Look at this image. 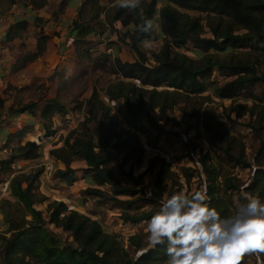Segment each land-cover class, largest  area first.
Segmentation results:
<instances>
[{"label":"trees","instance_id":"16d2710c","mask_svg":"<svg viewBox=\"0 0 264 264\" xmlns=\"http://www.w3.org/2000/svg\"><path fill=\"white\" fill-rule=\"evenodd\" d=\"M79 1L83 3L68 26L67 35L79 62L92 59L88 38L107 29L117 34L120 43L135 58L124 61L119 55L104 56L109 63L106 70L115 80L107 84L102 95L94 88L80 106L84 117L79 127L61 138L62 146L50 152L66 167L57 170L56 177L73 186L78 178L72 164L83 162L84 178L89 184L81 192L83 197L94 198L99 204L113 203L120 210V219L134 225L165 217L167 211L177 206L182 211L177 221L179 228L160 235L152 246L149 233L131 235L125 246L117 234L105 230L101 221L63 201L53 200L45 212L39 210L37 206L48 202L39 192L44 168L18 174L14 167L20 161L40 157L41 145L36 141L24 144L26 130L22 129L9 135L5 146L0 148V153L8 156L0 161V186L6 183L5 176H12L8 183L11 200H3L0 206L5 225L0 237V264H125L128 260L132 264H199L203 256L207 258L206 264L232 263L233 252L228 245L245 238L253 228L257 234L258 228L264 226V94H247L250 88L255 90L257 85H264V62L258 54L264 52V0H164L161 8L159 0H111L109 8L102 0ZM76 2L64 0L60 12ZM10 4L13 6L16 1L10 0ZM49 4V0H30L24 16L9 26L3 42L21 37L30 22L40 27L43 19L35 13ZM191 12L203 18L192 17ZM102 14L104 20L92 25ZM121 28L126 29L123 36ZM207 30L210 37L206 36ZM160 37L163 45L150 57L143 43ZM48 40V36H40L36 49L25 53L18 70L41 58ZM190 42L204 54L194 59L179 51ZM118 50L120 53L119 47ZM216 73L223 83L213 79ZM215 99L221 100L222 112L215 107L218 104ZM225 101L230 104L225 106ZM121 102L125 105L126 129L112 106ZM176 110L195 122L193 129L198 140L203 134L208 136L213 150L204 153L198 141L190 144L184 135L186 154L194 167H183L180 175L166 158L157 156L149 160L145 171L134 175V167L143 164L146 152L141 138L160 124L179 127ZM63 113H67L65 107L54 101L40 112L37 103L12 106L8 117L38 118L45 136L50 137L55 134L51 131L53 117ZM244 118L248 121L243 125L259 141L252 159L247 155L244 138L232 134L227 125ZM233 167L249 169L250 182L239 185ZM148 174L154 176L149 194L143 188ZM194 174L202 189L191 193L184 205L180 194ZM235 196L240 206L235 204ZM126 197L129 200L122 199ZM185 207L189 214L183 221ZM204 207L213 213L217 237L222 241L206 254V236L185 231V226ZM51 226L66 233L67 239L63 241ZM238 248L240 263L244 258ZM254 256L257 264H264V236Z\"/></svg>","mask_w":264,"mask_h":264},{"label":"rangeland","instance_id":"374dc122","mask_svg":"<svg viewBox=\"0 0 264 264\" xmlns=\"http://www.w3.org/2000/svg\"><path fill=\"white\" fill-rule=\"evenodd\" d=\"M15 1L16 4L12 6L10 0H0V13L3 12L0 14V148L5 146L9 135H14L16 132L20 131V129L26 130L23 143L36 138L39 141L38 144L41 145L39 159L30 162L20 161L21 163L15 168L18 174H29L37 168H40V165L52 167V164L47 165L49 163V153L53 149L59 147L56 145H59L61 138L68 136L71 131L77 129L81 124L84 113L80 106L83 101L91 96L94 88H97L102 95L107 84L115 80V76L109 75L106 70V68L109 67V63L106 62L104 56L106 54L119 55L124 61H133L135 57L128 52L122 43H120L117 34H112L110 29H107L104 30L101 35H94L88 38L90 42L88 48L93 50V56L91 60H83L80 63L74 54L75 48L72 44V39H67L68 26L71 24L72 20L78 16V12L75 9L76 7L72 6V8L65 7L64 11L61 13L60 7L63 1L60 2V0H49L50 4L48 7L35 13L43 19V22L39 25L40 27H35L34 23H30L27 30L21 34V38H17L9 43H4L3 38L9 26L17 22L18 17L24 16V12L27 10V6L30 2V0ZM159 1L158 8H161L165 3L164 0ZM102 3L108 8L112 6L111 0H102ZM190 14L192 17L201 16L196 12H191ZM201 17L203 18V16ZM104 18L102 14L99 19L93 21L91 24L94 25L100 20L103 21ZM155 26L159 31L157 17L155 19ZM125 32L126 29H120L122 36ZM42 35L49 37L45 54L37 61L27 64L24 69L18 70L22 64L21 59L25 53L29 51V49H36L38 38ZM206 36H211L208 30ZM162 45L163 42L160 37L156 41L143 43V49L151 57L150 54L158 52ZM117 46L121 50L120 53ZM179 51L194 59L199 58L200 53L204 54L201 50L196 48L193 42H190L186 49H180ZM258 54L261 56L260 60L264 62V52L259 51ZM213 79L219 80L222 83L224 82L218 73L213 76ZM251 92H254V94L258 96L264 94V85H257L255 90L250 88L247 94ZM244 100L245 98H243L241 102H244ZM54 101L63 105L67 113L56 114L53 117L51 129L52 132H55L53 136H45L46 131L38 118L26 115H22L16 119H10L8 117V110L12 106L18 108V106L23 104L37 103L38 112H40L48 102ZM215 101L218 102L215 107L222 112V109L219 107L222 104L221 100L215 99ZM223 103L225 106L230 104L229 101ZM248 104H252L251 100H248ZM112 106L114 107L115 115L121 121L122 127L126 129L127 125L123 119L125 115L124 103H113ZM174 115L179 120V127H175L172 124H160L158 128H153L147 136H143L141 141L146 146L144 158L147 161L151 157L157 156V152H166V155L167 152H182L183 154H172V158L175 156L177 160L175 159V161L172 159L171 161L173 170L181 175L182 168L186 167V164H182L180 161L182 156L185 155V152H187V145H185L187 142L184 143V135L190 144L198 141L202 147L204 146V148H207V151H210V149L213 150V148L211 147L208 136L203 133L198 140L196 132L193 129L194 121H189L178 110L175 111ZM247 121L248 119L244 118L236 122H228L227 125L232 134L244 138L247 146V155L252 159L259 148V141L254 133L243 125L247 123ZM16 142L17 140L13 142V145H15ZM1 156H3L2 153H0V158H2ZM164 157L166 158L165 155ZM170 157L171 156H169V158ZM167 160L169 159L167 158ZM75 166L77 168L80 166L83 167L84 163ZM113 166L115 168V165ZM126 168L127 170L130 169L129 166ZM141 170L142 167H137L136 170L134 168L137 174H140ZM79 171L83 173L82 170ZM233 172L239 180V185L250 182V171H244L242 173L238 172L235 167H233ZM52 174L54 175L55 173ZM11 177V175L5 176L4 180L6 183L0 186V206L3 200H11L9 192L6 191ZM49 178L50 177H48V182L50 183L52 180ZM153 182L154 176L148 174L143 186L147 194L150 193ZM197 188L202 189L200 181L197 179L196 174H194L191 183L189 185H183L180 194L181 202L184 205L186 203V198ZM39 192L48 198L46 204L37 206L39 210L45 212L47 204L54 199L46 191L39 189ZM73 197L76 201L72 200L70 205L72 208L74 205H80V212L82 214L101 221L105 230L109 233L117 234L120 239L123 240L125 246H127V240L131 235L146 233H149V238L153 240L150 242V246H152L151 244L155 243L160 235H163L169 230H174L176 226H178L177 221L182 212L175 206L174 209L167 211L165 217H159L150 222L134 225L124 223L120 219V210L113 206L109 208L105 204L97 203L94 198H87L82 195ZM122 199L129 200L127 197ZM234 202L237 206H240L237 196L234 197ZM146 208L148 209V207ZM184 212L186 215L183 217V221L186 220L187 214H189L188 208H185ZM0 219H2V216H0ZM3 222L4 220L0 221V237L5 230ZM50 228L63 241L67 239V234L62 230L56 229L54 226ZM263 233L264 227H261L257 236H251L250 240L256 237L255 239L259 242L263 237ZM256 247L257 244L248 242L246 245L238 248L240 252H242L244 258L243 262L241 260L242 264H257L254 256ZM198 263L206 264L207 259L205 256L201 257Z\"/></svg>","mask_w":264,"mask_h":264},{"label":"crops","instance_id":"0c3cea01","mask_svg":"<svg viewBox=\"0 0 264 264\" xmlns=\"http://www.w3.org/2000/svg\"><path fill=\"white\" fill-rule=\"evenodd\" d=\"M62 1H64V0H60V2H62ZM65 1L70 2L72 0H65ZM82 3L83 2L82 1H79V0H78V2L75 3L74 6L76 7L75 8L76 11L82 5ZM70 8H72V6H70ZM5 12H7V11H5ZM30 23H33V22H30ZM19 38H21V37H19ZM72 44H73V42H72ZM29 51H34V50L33 49H29ZM20 130H22V129H20ZM28 141H36L37 143H39V141L37 139L36 140L31 139V140H28ZM28 141L24 142V144L27 143ZM57 146L61 147L62 146V142H60L59 145H57ZM204 149H205L204 150V153H206L207 152V150H206L207 148H204ZM151 153H153V152H151ZM178 153H182V152H167V155H166V152H157L156 155L157 156L161 155V157H164V155H165L166 156V159L168 158L169 159L168 161L171 163L172 159H174V160L176 159L175 156H173V158H172V154L173 155H178ZM186 153L187 152H185V155L182 156V158L180 159V161L182 162V164H186V167H194V163L189 159V157L187 156ZM197 153H199V152H197ZM2 154H3V156H1L2 158H0V161L7 160L8 159V156L5 155V153H2ZM157 156H153V158L154 157H157ZM169 156H171V157L169 158ZM150 159H152V157ZM149 160L147 161V160H145V158L143 159V164L140 166V167H142V170H141L140 174L147 169ZM21 162H26V161H21ZM21 162H18L17 164H15L14 167L16 168L17 165H19V163H21ZM49 164L50 165L52 164V167L45 166V165H40L39 166L40 168H44L43 174L40 176V180H39L40 181V190H43V191H46L47 193H49V195L54 200L63 201L65 203H67L68 205H71L72 200L75 199L73 196H77V195L81 196L82 190H85L86 188L89 187V184H88L87 180L84 178V171L83 170L86 168L85 163H84V166L83 167L80 166L79 168H77L75 165H77V164L78 165L83 164V162H75V163L72 164V168L76 170V176L78 178V181L73 186H68L65 182L61 181L60 179H58L56 177L57 170H64V169H66V167H65V165L63 163L57 161L54 157H52L50 155V153H49V163L47 165H49ZM130 165L131 164H129L127 166L130 167ZM140 167H138V168H140ZM134 168L136 170L137 167H134ZM235 169L238 172H242V173L244 171H248V172L250 171L249 169H244V168H240V167H235ZM79 170H82L83 173L81 171H79ZM52 173H55V174L53 175ZM134 173H135V171H134ZM134 175H139V174L135 173ZM48 177H50L49 179L52 180V181H50V183L48 182ZM145 181H146V178H145ZM102 189H109V187H102ZM6 191H8V186L6 187ZM74 201H76V200H74ZM184 203H185V201H184ZM105 205L110 208V207L113 206V203H105ZM109 205H111V206H109ZM74 206H73V208L71 206L70 207L72 209L81 211L80 205L77 204V205H74ZM185 208H187V207H185ZM0 216H2V215L0 214ZM1 220H3V216H2V219H0V221ZM262 227H264V226H262ZM259 230H260V228H258L257 234H258ZM257 234H256V229L253 228V229H251L249 231V235L247 234L248 236H246V238L251 237V236H255V235L257 236ZM263 236H264V233H263ZM235 242H237V241H235ZM251 242L253 244H258L259 243L257 239L254 240L253 238H252Z\"/></svg>","mask_w":264,"mask_h":264},{"label":"built area","instance_id":"2783aa9c","mask_svg":"<svg viewBox=\"0 0 264 264\" xmlns=\"http://www.w3.org/2000/svg\"><path fill=\"white\" fill-rule=\"evenodd\" d=\"M179 227L176 226L175 229H178ZM185 231L189 233H198L203 234L206 236L204 240V253H208L211 250L217 248L220 244H222V241L217 237L218 235V226L216 219L211 211L204 209L200 212L198 217L193 220L192 222L188 223L185 226ZM250 241V237L244 238L238 242H233L229 244V248L232 249L233 252V260L230 264H238L239 261V255L236 252L237 247H241L246 245Z\"/></svg>","mask_w":264,"mask_h":264},{"label":"water","instance_id":"95a60500","mask_svg":"<svg viewBox=\"0 0 264 264\" xmlns=\"http://www.w3.org/2000/svg\"><path fill=\"white\" fill-rule=\"evenodd\" d=\"M133 261L132 260H128L125 264H132Z\"/></svg>","mask_w":264,"mask_h":264}]
</instances>
